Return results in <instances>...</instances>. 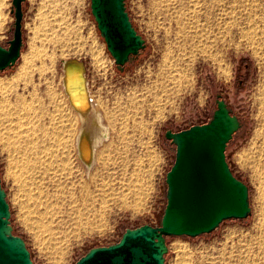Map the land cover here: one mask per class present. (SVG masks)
Listing matches in <instances>:
<instances>
[{
	"label": "rangeland",
	"instance_id": "obj_1",
	"mask_svg": "<svg viewBox=\"0 0 264 264\" xmlns=\"http://www.w3.org/2000/svg\"><path fill=\"white\" fill-rule=\"evenodd\" d=\"M11 1L3 0V10L7 20L5 29L0 32V44L2 46H7V42L12 37L14 17L11 13ZM225 1L226 3H223L222 0L223 4L221 7L224 6L223 9L233 8H231L232 12H230V9L228 13L226 12L227 17L223 19V22L219 20V26L222 22L226 25V29L223 28L225 26L223 24V27L222 25L220 26L221 29L215 26L216 29L213 32L215 35L212 34L213 36L211 35L210 37V32L209 38L213 40L218 35V38H215L216 40L213 41H216V43L209 42L211 40L206 37L202 39L204 41L198 42L205 50L198 46L197 43L195 47H198L193 50L189 45L183 43L179 36L180 33L174 27L173 15H175L176 11L174 9H178L176 5L179 4V1L177 3L173 1L172 3V1L168 0H125L126 10L132 25L144 38L146 46L137 58L125 65L123 72H119L116 69L114 60L108 53L106 45L99 35L96 23L91 15L90 0H55L58 6L54 5V0H26L23 3V47L20 58L14 67L0 72V87H2L0 88V182L6 192V200L9 204L12 232L14 235L21 237L25 242L31 254L33 264H73L90 248L116 243L126 228H135L143 224L158 225L160 215L166 203L164 179L174 160V146L164 139L163 134L167 129L179 131L187 128L192 123L208 119L214 107V94L217 92L223 95L226 103L232 108L234 114L241 122V130L233 137L225 150V155L233 175L248 188L250 215L243 220H225L209 234L194 238L187 236L166 238L167 254L165 255V264H229L230 262V264H238V258L243 256L245 259L249 258L247 261L250 262L246 261V264H252L258 261V259L260 261L253 264H263L261 262L263 259L259 256L260 249L258 246L260 242L257 243V241L258 235L261 233L259 228L262 222L260 220V217H262L261 212L264 211V184H261L259 179L254 175L249 162L256 156V149L250 142L254 131L259 127L260 121H262L259 114L258 98L260 93L264 91V57H262L263 46L252 47L249 42L251 41L250 36L242 30L243 28L247 31L245 23L247 21L244 19L245 14L241 8L244 9L245 7V11L247 7L257 8L258 11L255 10L256 15L258 12L261 15L260 12L264 9V0H250L251 2L247 0L250 4L245 2V0L244 2L243 0ZM205 2L204 6L210 7L207 0ZM230 2H232L231 5L233 2L235 3L231 6ZM256 2H259L261 5ZM188 4L190 5L191 2ZM240 4H243V6L240 7ZM237 6L240 8H237ZM260 6L261 8H259ZM218 7H214L215 12L219 11ZM234 10L236 15L233 12ZM238 11L241 13L237 15ZM231 13H233L234 17L229 15ZM260 15L258 18H260ZM236 19H238L237 23L239 21L238 26L237 24L236 26L232 25V21ZM226 20L227 22H225ZM240 20L242 21L240 22ZM240 23L244 27L240 26ZM66 26L71 27L70 31L66 33L69 39L68 49L66 47L63 48L64 46L61 47L62 44H59V41L55 42L53 37L58 32V34H63V29ZM239 26L240 28H238ZM168 29H171L168 32L169 34H167ZM217 29L220 31L218 32ZM227 29L228 31H225ZM174 34H177L179 38L174 36ZM221 35H223V39ZM174 43L177 44L175 45ZM79 44L82 48L79 47ZM175 46L178 47V50L181 49L182 53ZM166 48L168 54H166ZM91 50H94L95 54L98 52L97 54L101 56H92ZM67 58H76L84 64L91 92L100 99L104 109L111 112L116 107L129 111L128 119L123 121L126 122L128 120L125 123L127 124L126 129H123L127 132V135L118 136L119 140L116 141V138L114 145L107 151L106 159L97 164V168L100 171L99 174L103 177V182L110 186L120 184L121 179H124L122 177L124 175L123 170H127L130 173L135 167L137 168L134 158L136 155H139V158L142 157L141 167L143 176L145 177V179L142 178V181L144 185H148L147 190L149 189V192L147 197L145 196L146 198L139 204L136 203L137 197L130 195L125 199L117 200L114 206L111 205L113 204L112 198H109L103 192L100 196L101 199L94 202L99 207L105 208L106 219L103 226H98L91 233L86 234L80 239L78 238V241L70 247L68 253L61 254L58 248L50 244L51 241H47L50 239L43 236L44 232H33L25 225L27 220V218L25 220L26 214L23 213L19 205L22 201V194L20 197L18 196L20 195L18 186L14 183L9 171H7L8 151H5L7 150L5 148L6 128H3L5 127L3 124V114L4 109L12 106L10 104L13 102L16 103L15 97H23L22 99H24L23 101H27L24 102L27 105L23 103L21 107L17 106L20 108H17L15 105L12 106L13 109H16L13 111L17 115L29 110L28 113L26 112V115H23V113L20 117L15 116V119L17 117L18 120L23 116V119L19 121L21 124L22 121H26L23 122L25 126L23 128V124L21 126L18 121L14 120L19 125V130L21 131V128H26L28 132L29 128L34 129V125L41 124V129L35 135L39 136L38 134L40 133V139H46H43L44 143L42 144L41 142V145L46 144L48 146L47 143L49 144V148L44 151L54 154L59 153L60 155L65 151L70 159L73 157L75 159L72 140H74L75 132L80 123L71 113L69 114L67 106L65 104L62 105V102L59 100L61 98L58 97L60 93L59 84L62 64ZM173 59L181 65H186L184 61L188 63L191 61L190 59H193L192 72H189V74L191 73V77L189 76L191 86L188 90H183L177 95L180 96L175 99V109L168 111L166 100H160L157 103L153 102L152 93L144 91V88L149 86V82L157 77V73L160 72L162 67L165 68L166 65H173ZM22 61L28 62V77L27 79L22 78L17 80V74H14L23 65ZM166 61H169V64L166 63L165 65ZM173 62L175 63V61ZM243 63H247L248 68L246 70L241 69L244 77L242 78V84L239 85L236 80V70ZM159 66L160 70H158ZM5 88L7 89L5 90ZM145 89L147 90V88ZM3 91H5V94ZM130 96L134 97V102L129 101ZM56 101H60V108L63 106V110L57 109V105H55ZM9 108L11 109V107ZM19 110L22 111H20V114ZM27 114H29L28 117ZM118 115L117 121H114L113 126L114 128L117 127V129L115 128L116 131H121L123 122L120 118V113ZM136 120L143 121L140 134H137L138 131L130 127L136 124ZM119 121L122 123L120 124ZM34 122L36 123L34 124ZM26 123L29 125H26ZM118 125L121 127L119 128ZM26 126L30 127L27 128ZM42 133L45 134L43 135ZM42 135L44 136L43 138ZM138 143L139 145L143 144L144 149L140 150ZM56 144L58 145L57 147ZM62 145H67L63 149L64 151L61 149ZM140 151H143V153ZM75 160L73 165L70 163L71 170L70 167L68 168L69 170L67 169L68 165L65 168L68 170L67 172L71 171V173L66 174L67 172H63V174L68 179L65 183L68 190L79 195V181L73 183L72 179L76 173V169L79 171H82V169L80 166L81 161H78L77 158ZM58 168L60 169V167ZM5 174H8V176ZM15 190L18 191L15 192ZM14 193L15 195H13ZM88 193L90 194V192ZM258 225L259 227H257ZM254 239L257 241H254ZM239 248H242L241 250L248 249L243 250L247 253H244ZM249 248L253 251H250ZM238 249L242 253L237 251ZM236 254L244 255L240 256ZM256 257L257 259L254 260Z\"/></svg>",
	"mask_w": 264,
	"mask_h": 264
},
{
	"label": "bare ground",
	"instance_id": "obj_2",
	"mask_svg": "<svg viewBox=\"0 0 264 264\" xmlns=\"http://www.w3.org/2000/svg\"><path fill=\"white\" fill-rule=\"evenodd\" d=\"M168 1H172V3H173V1H175L174 3H177L179 1V4L176 5V6H178L177 7L178 9H176V8L174 9V10H176L175 15H173V19H174L173 22L175 24L174 27H176L177 28L176 31H178V33H180L182 35L181 36L179 34L183 43L186 45H189L193 50H195L194 48H197L198 46H200V44H198V42L204 41L202 39H204L206 37L209 38L210 32H211V34H210V37H211V35L214 34L213 32L217 27L220 28V26L222 24L225 25L224 23H222L223 19H225L227 17L226 12L228 13L229 12L228 10L229 9L231 10V8H232V7H229L227 9L226 8L223 9L224 6L223 7H221V6L223 3H226V1L224 2V0H223V3H222V0H207V3L210 6V7L207 6L208 8L205 7L206 5L204 6V4H206L205 0H188V1H185V0H168ZM57 2H59V1H57ZM187 2L188 3L191 2V4L189 5ZM235 2H233V4ZM243 2H244V0H243ZM245 2H247V0H245ZM249 2H251V1L249 0ZM249 2H247V3H249ZM231 3L232 2H230V5H231ZM256 3H255V5H257V4L261 5L259 2L257 4ZM56 4L57 3H55V0H54V5H56ZM243 4H240L241 5L240 7H242ZM252 5H253V3H252ZM56 6H58V5H56ZM167 6H169V5H167ZM215 6L216 7L219 6L218 12L214 11ZM227 6H228V3H227ZM43 7H45V6H43ZM238 7L239 6H237V8ZM59 8H61V7H59ZM218 8H217V10H218ZM237 8H236V10H237ZM253 8L254 7H252V8L247 7L246 11H245V7H244V9L241 8V10H243L244 14H245L244 19L247 21V22H245L247 25V31H245L243 28H242V30L244 31L245 34L247 33V35L250 36L251 41H249V42L252 45V47L257 48L258 46H263L262 47V51H263L262 57H264V9L262 8L263 11L260 12L261 15L259 14V12L256 15L255 10H257V8L256 9H253ZM259 8H261V6ZM230 12H232V10ZM233 12H235V10ZM240 13L238 11L237 15ZM258 14L260 15V18H258V16H259ZM229 15H232L234 17L233 13H231ZM235 15H236V12H235ZM238 17H241V16H238ZM238 17H236V18H238ZM233 19H235V18H233ZM6 20L7 19L5 17V13L3 10V0H0V32H2L5 29ZM49 20H51V19H49ZM219 20H222L220 26H219V22H220ZM227 20L225 22H227ZM237 20L238 19L232 21L233 22L232 25L236 26V24H237V26H238L239 21L237 23ZM51 21H53V20H51ZM241 21L242 20H240V22ZM258 23H261V24H258ZM227 24H229V23H227ZM168 25H170V24H168ZM223 25H222V27H223ZM242 25L243 24L240 23V26H242ZM51 26H52V24H51ZM171 26H172V23H171ZM215 26H216V28H215ZM229 26H231V25H229ZM240 26L238 28H240ZM225 27H226V25L223 28H225ZM242 27H244V26H242ZM235 28H237V27H235ZM70 29H71V27L69 28L68 26H66L63 29L64 30L62 32L63 34H58L59 33L58 32V33H55L57 35L54 34L55 36H53L55 39V42L59 41L60 42L59 44H62L61 47L64 46L63 48L66 47L68 49V47H69L68 46L69 45L68 44L69 39H68V35H66V33L69 32ZM170 30L168 29L167 34H169L168 32H170ZM217 30H218V32L220 31L219 29H217ZM225 31H228V29ZM218 32L216 31L217 34H218ZM177 34L176 35L174 34V36H177ZM223 35H221V38ZM215 38L217 39L218 35H216ZM215 38H213V40H211L209 38L211 40L209 42L216 43V41L213 42L214 40H216ZM205 40H207V39H205ZM167 41H169V40H167ZM196 43L198 44L197 47H195ZM181 44H182V42H181ZM181 44H179V45H181ZM202 45H203V43H202ZM209 45H211V44L209 43ZM92 46H94V45H92ZM95 46H96V44H95ZM206 46H207V44H206ZM79 47L82 48L80 44H79ZM175 48L177 49L178 47L175 46ZM179 48H181V47H179ZM202 49L205 50V48H202ZM94 50H91L92 51L91 53L93 54L92 56H95V55H97V57L101 56V55L97 54L98 52L95 54L93 52ZM180 50L181 49H179L178 51H180ZM204 50H202V51H204ZM166 52H167V48H166ZM170 52H172V51H170ZM180 53H182V52L180 51ZM166 54H168V52ZM183 54H184V52H183ZM180 56H181V54H180ZM172 58H173V56H172ZM216 58H215V60H216ZM179 59H181V58H179ZM169 60L171 61V59H169ZM190 60L191 61L188 63L187 62L185 63V61H184V64H186V65H181L178 62L176 63V60H174V59H173V61H175V63L172 61L173 65L171 63H170L171 65H166V63L169 62V61H166L165 65L167 67L165 65H162V66H165V68L162 67L161 70H160V66H159L158 70H160V72L157 73L158 75H157V77L154 78V80H151L149 82L150 85L145 87V88H147V90L144 87H142V88H144V91H146V92L149 91L150 93H152L151 96L154 100L153 102L157 103L160 100H166V102L168 104V111H172L175 109V105H174L175 99H176V97L178 98L180 96V95L179 96H177V95L180 92H182L183 90L184 91L188 90L191 86L190 85L191 83L189 82V76L191 77V73L189 74V72H192L191 66L193 63L192 62L193 59H190ZM96 61H98V60H96ZM163 62H162V64H163ZM22 64L23 65H21L18 72L14 74V75L17 74V80L22 79V78L27 79V77H28V73H27L29 71L28 70L29 69L28 62L22 61ZM155 76H156V74H155ZM148 78H149V76H148ZM17 80H16V82H17ZM59 85H60L59 86L60 87V93H59L58 97L61 98L59 100L62 102V105L65 104L67 106V110L69 111V114L71 113L73 115V117H75L77 119V121L80 123L79 127L77 128V131L75 132V135L73 138L74 140H72L75 156H76L78 161H81L80 166H81L82 171H79L78 169H76V173L72 179L73 183L79 181V185H78L79 186V195L77 193H74V192H71L70 190H68L67 185L65 184L68 179L63 174V172L64 173L67 172L69 170L68 168L70 167V163L73 165V162L76 161L75 160L76 158L74 159V157L72 159H70L69 155L63 150L67 145L61 146V149L64 151V152L61 151V152H63V154L61 153L62 155H60L59 153L58 154L47 153L49 151H47V152L44 151V150H47L49 148L48 147L49 144L47 143V141H46V143L48 146H46V144L41 145V142H42V144L44 143L43 139H45V138H43L44 137L43 135L45 133H42L43 139H40V137H41L40 133L38 134L40 137L35 135L36 132H39V130L41 129L40 128L41 124L34 125V126H36V127L33 126L34 129H30L29 128L30 126H28V127L26 126L27 128H29V130H31V131L28 130V132H27L26 128H25L26 130L22 129V128H21V131L19 130L20 127H19V125H17L16 121H18V123L21 124V122H19V121H20V119H23L22 118L23 116L19 120L17 117L15 119V116L20 117V115H22L23 113H24L23 115H26V112L28 113L29 110H27L26 112H23L22 114H20L21 110H19L20 115H17L13 111L16 109H13L12 106L15 105L16 107L17 106L21 107V105L24 102H27V101H23L24 100V99H22L23 97L22 98L15 97L16 99H14V100L16 101V103L13 102L15 104L8 103L12 106H9L7 104L9 107H11V109L9 107L4 109L3 124L5 127H3V128H6L5 129L6 130L5 131V148L7 150H5V151H8V153H7L8 154V159H7V164H8L7 169L8 170L7 171H9V173L11 174V177H13L12 179H13L14 183H16V185L18 186L17 188L20 191V195H18V196L20 197L22 194L21 203L20 204L17 202L16 203L20 205L21 210H23V213L26 214L25 220H26V218H27V220L25 222L26 223L25 225L27 226L28 229H30L33 232H38V231L44 232L45 234L43 236L48 237V239H50L47 241H51L50 244H52L55 248H58L60 250L61 254H66L69 252L70 247L75 242L78 241L77 240L78 238L80 239L83 236H85L86 234L91 233L98 226L99 227L103 226V223L105 222V219H106L105 218V208L99 207L98 205H96L94 203L95 201L101 199L100 196H101V194H103V192H104V194L105 193L107 194L106 196H108L109 198H112L111 201L113 204H111V205L114 206L116 204L115 202L117 200L125 199L126 197H128L130 195H135V197H137L136 203L139 204L141 201H143L144 198L147 197L149 189L147 190L148 185H144L143 181H142V178L145 179V177L143 176V171H142V167H141V165H142L141 164V162H142L141 158L142 157L139 158V155H136V157L134 158V163H135V165L137 164V168L135 167V169L133 171H131L130 173H128L127 170H123L124 175L122 177L124 179H121V183L118 184L117 186H115V185L110 186L109 184H105V182H103V177L101 176V174H99L100 171L97 168V164L99 162H101L102 160L106 159V157H107L106 153L114 145L115 139L117 138L116 139V141H117V140H119L118 136L127 135V132H125L124 130L127 127V124H125V123L128 122V120H126V122H123V121H125V119H128L129 111L127 109L121 110V109L116 108V107L113 108L111 112H108L106 109H104L103 103L100 101V99H98L96 96H94V94L91 92V89H90L89 84H88V79H87L86 74H85L84 64H82V62H80L76 58L75 59L67 58L63 61L62 73H61V79H60ZM6 86H7V84H6ZM0 88H2V87H0ZM3 88H4V86H3ZM7 88H5V90ZM11 88H9V89H11ZM1 90H3V89H1ZM4 92L5 91H3V93ZM53 93H55V92H53ZM144 97H145V95H144ZM258 99H259V114L261 116L262 121H260L259 127L254 131L253 138L250 142V143H252V145L256 149L255 150L256 156L254 158H252L249 163L251 164V168H252L254 175L259 179V182L261 184H264V91L260 93ZM60 101H56L57 103H55V105H57L56 106L57 109L59 108V109L63 110V106H62V108H60L61 107L60 106L61 104L59 103ZM129 101L134 102V97L130 96ZM153 102H152V104H153ZM24 104H26V103H24ZM7 105H5V106H7ZM20 107H17V108H20ZM24 107H25V105H24ZM17 113H18V110H17ZM118 113H120V115H121L120 118L123 122V123L121 122L123 125L121 128V131H116L117 127H115L116 128L115 129L113 126L114 121H117V118L119 116ZM28 115L29 114H27V117H28ZM14 120H16V121H14ZM136 121H135L136 124H134L135 126L134 125L133 126L129 125V126L131 128H134L135 131H138L137 132V134H138L140 132V130H142L141 127L143 126L142 125L143 121L142 122L139 120H136ZM23 122H26V121H22L23 128H24L25 126H24ZM27 123H26V125H29ZM35 123L36 122H34V124ZM119 123H120V121H119ZM22 124H21V126H22ZM120 127L121 126H119V128ZM43 131H44V129H43ZM25 132H27V133H25ZM139 143H138V145H139ZM2 145L4 146V144H2ZM57 146L58 145L56 144V147ZM139 149L140 150L144 149V145L140 144ZM140 152L143 153V151H140ZM138 164H140L139 167H138ZM66 166H67L68 170L65 169ZM58 167H60V169ZM5 169H6V166H5ZM124 169H126V168H124ZM70 170H71V167H70ZM78 172H80V173H78ZM70 173H71V171L67 172L66 174H70ZM5 175L8 176V174H5ZM71 176H73V175H71ZM78 176H79V178H78ZM12 179H11V182H12ZM145 184H147V183H145ZM72 188H74V187H72ZM18 190H15V192ZM88 192H90L91 195ZM13 195H15V193ZM261 216H262V217H260L261 218L260 220H262V222L260 224L261 226L260 227H259V225L257 226L260 228L261 233L259 232L260 234L258 235V241L255 239H254V241H257V243L260 242L259 246H258L260 249L259 250V253H260L259 256H261V258L263 259V261H261V262H263V264H264V211L261 212ZM25 220H22V221H25ZM255 238H257V237L255 236ZM251 239H253V238H251ZM47 241H46V243H47ZM258 247H256V248H258ZM250 248H251V246H250ZM239 249L241 250L242 248H239ZM239 249L237 251H240ZM243 250H248V249H243ZM243 250H241V251H243ZM250 251H253V250L250 249ZM236 255H240V254H236ZM241 255H244V254H241ZM248 255H249V253H248ZM256 256H258V255H256ZM237 258H235V259H237ZM248 259H245L243 256V257L238 258L239 262L238 261L237 262H238V264H246V261ZM251 259L253 260V258H251ZM256 259H257V257L254 258V260H256ZM231 260H233V259H231ZM252 260H251V262H252ZM259 261L260 260L258 259V261H256V262H259ZM232 262L234 263V261H232ZM237 262H235V263H237ZM247 262H250V261H247ZM256 262H253V263H256Z\"/></svg>",
	"mask_w": 264,
	"mask_h": 264
},
{
	"label": "water",
	"instance_id": "obj_3",
	"mask_svg": "<svg viewBox=\"0 0 264 264\" xmlns=\"http://www.w3.org/2000/svg\"><path fill=\"white\" fill-rule=\"evenodd\" d=\"M12 0V37L0 44V72L15 66L23 47V3ZM90 11L116 69L137 58L145 40L132 25L125 0H90ZM240 128L218 95L216 108L203 124L165 130L174 146V160L167 171L165 206L158 225L126 228L116 243L90 248L73 264H165L166 238L197 237L213 232L225 220L250 215L247 186L231 172L225 150ZM0 264H33L25 242L12 232L9 204L0 182Z\"/></svg>",
	"mask_w": 264,
	"mask_h": 264
},
{
	"label": "flooded vegetation",
	"instance_id": "obj_4",
	"mask_svg": "<svg viewBox=\"0 0 264 264\" xmlns=\"http://www.w3.org/2000/svg\"><path fill=\"white\" fill-rule=\"evenodd\" d=\"M135 59V58H134ZM132 61V60H131ZM125 68V67H124ZM248 68V64L247 63H243L240 67H238L237 68V70H236V77H237V84H239V85H241L242 84V82H243V77H244V73L243 72H241V69L242 70H246ZM243 75V76H242ZM218 95H221V98L225 101V98L223 97V95L221 94V93H215L214 94V99H213V101H214V103H213V110H212V112L209 114V116H208V119H206L205 121H201V122H195V123H192L191 125H193V124H203V123H205V122H207L209 119H210V117H211V115H212V113H213V111L215 110V108H216V100L218 99ZM225 103H226V101H225ZM227 104V103H226ZM227 107L229 108V110H230V112H231V114H233V115H235L234 114V112H233V110H232V108L227 104ZM236 116V115H235ZM238 118V117H237ZM239 119V118H238ZM240 121V120H239ZM191 125H189V126H191ZM188 126V127H189ZM241 130V122H240V128L238 129V131H240Z\"/></svg>",
	"mask_w": 264,
	"mask_h": 264
},
{
	"label": "trees",
	"instance_id": "obj_5",
	"mask_svg": "<svg viewBox=\"0 0 264 264\" xmlns=\"http://www.w3.org/2000/svg\"><path fill=\"white\" fill-rule=\"evenodd\" d=\"M238 132H239V131H236V132L233 134V137H234ZM233 137H232V139H233ZM232 139H231V141H232ZM231 141H230V142H231ZM230 142L227 144V147H228V145L230 144ZM227 147H226V148H227Z\"/></svg>",
	"mask_w": 264,
	"mask_h": 264
}]
</instances>
